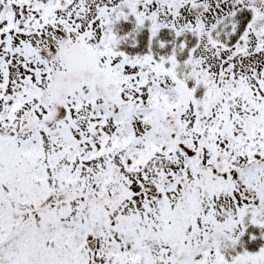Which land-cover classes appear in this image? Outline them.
Returning a JSON list of instances; mask_svg holds the SVG:
<instances>
[{
    "label": "snow or ice",
    "instance_id": "1",
    "mask_svg": "<svg viewBox=\"0 0 264 264\" xmlns=\"http://www.w3.org/2000/svg\"><path fill=\"white\" fill-rule=\"evenodd\" d=\"M0 264H264V0H0Z\"/></svg>",
    "mask_w": 264,
    "mask_h": 264
}]
</instances>
